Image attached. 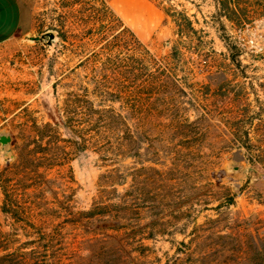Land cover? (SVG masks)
<instances>
[{
	"label": "rangeland",
	"instance_id": "1",
	"mask_svg": "<svg viewBox=\"0 0 264 264\" xmlns=\"http://www.w3.org/2000/svg\"><path fill=\"white\" fill-rule=\"evenodd\" d=\"M149 1L158 27L143 37L118 14L173 67L169 79L145 74L144 49L122 26L65 23L62 0H19L18 28L0 42V133L12 137L0 145V264H264V0ZM223 2L237 19L220 16ZM189 21L197 33L182 35ZM48 31L61 41L25 40ZM101 47L114 64L134 55V72L113 76L129 82L126 130L140 147L118 160L126 183L110 190V214L88 218L114 162L78 149L63 109ZM49 124L74 141L62 143L65 166L51 159Z\"/></svg>",
	"mask_w": 264,
	"mask_h": 264
},
{
	"label": "trees",
	"instance_id": "2",
	"mask_svg": "<svg viewBox=\"0 0 264 264\" xmlns=\"http://www.w3.org/2000/svg\"><path fill=\"white\" fill-rule=\"evenodd\" d=\"M62 1L66 3L65 7L70 9L61 14V18L65 23L76 18L83 26H86L89 22L94 23V21L108 23V27H106L108 29L122 26V28H124L123 31H127L132 35L134 43L140 45L139 49H144V54L142 55V68L145 74L149 76L159 74L161 76H166L168 79L173 76V67L170 66L169 63H165L151 54L147 46H145V44L133 33L132 29L125 26L122 18L111 6L110 0ZM239 2L240 0H229V4H234L235 6H237ZM223 4V13L221 8L220 16L232 19L234 16L237 19V10L231 8L230 5H225V2H223ZM260 14L264 16V9ZM187 24L188 28H186V30H179L182 35H185L184 33L188 31L189 33H197L190 21ZM92 31L93 30H89V33L91 34ZM97 37L100 40L104 39L102 37H105V34L101 32ZM130 49L129 50L133 53H138L133 51L136 49L131 47ZM96 54L99 56V59L93 62L91 73L87 76L86 80L84 79V81L81 82L77 93L69 94L66 106L63 109L65 124H67L70 130L75 131L80 139V141L75 143L78 145V149H85L92 146L103 157L105 162H114L113 167L100 177V195L98 200L95 201L93 209L83 213L88 218L110 214L109 210L111 204L107 202L108 198L111 200L108 196L110 190H113L116 185L124 186L126 183V176L123 172L124 166L117 165L119 162L118 160L124 158L125 154L127 155L129 143H133L136 152H139L140 147V133L130 138L126 130V119L129 115L127 111H130L128 106L131 95H129L130 93L126 94L127 88L125 85L128 86L129 82L126 77L123 81L122 78L118 81V79H114L113 76L114 73L117 76H121L123 72L120 71L125 68L130 70V72H134V55L124 56L123 59L120 58L121 56H118L116 59L119 60V64H114L109 49L106 47H101ZM128 60H132V62L128 63ZM164 85L171 87L170 85H172V83L166 81ZM109 102H119L120 108L109 105ZM135 102L134 108L136 112L138 111L136 107H138L140 101L136 100ZM49 128L52 134L49 137L47 148L50 149L49 152H55V154L51 156V159L55 161L54 163H58L57 165L65 166L66 161L71 159L73 152H70L69 147L62 145V143H69V145H72L74 141L59 138V136L54 133L55 128L52 124H49ZM35 144L37 148L36 152H39L38 149H40L43 144L38 141L35 142ZM55 145L56 147H54ZM118 197H121V204L115 205V207L119 208L116 210L117 214H125L124 199L121 195Z\"/></svg>",
	"mask_w": 264,
	"mask_h": 264
},
{
	"label": "crops",
	"instance_id": "3",
	"mask_svg": "<svg viewBox=\"0 0 264 264\" xmlns=\"http://www.w3.org/2000/svg\"><path fill=\"white\" fill-rule=\"evenodd\" d=\"M18 4L19 0H0V42L8 39L18 28ZM113 7L142 37L147 30L158 27V11L149 0H114Z\"/></svg>",
	"mask_w": 264,
	"mask_h": 264
},
{
	"label": "water",
	"instance_id": "4",
	"mask_svg": "<svg viewBox=\"0 0 264 264\" xmlns=\"http://www.w3.org/2000/svg\"><path fill=\"white\" fill-rule=\"evenodd\" d=\"M25 40L28 44H37L39 42H44L49 46H52L54 43H59L61 41V37L55 31H48L45 34L37 35L34 33H28L25 35ZM12 142V137L10 134L6 132L0 133V145L2 146V151H6L8 146ZM236 170H241L243 168L242 165H234ZM232 206H234V202H230Z\"/></svg>",
	"mask_w": 264,
	"mask_h": 264
}]
</instances>
